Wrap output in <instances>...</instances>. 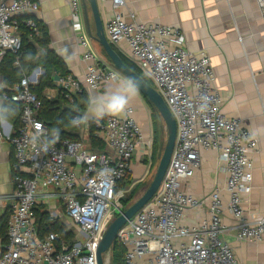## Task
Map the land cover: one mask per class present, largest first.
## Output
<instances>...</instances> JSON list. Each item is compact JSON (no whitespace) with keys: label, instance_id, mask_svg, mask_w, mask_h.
Here are the masks:
<instances>
[{"label":"built area","instance_id":"obj_1","mask_svg":"<svg viewBox=\"0 0 264 264\" xmlns=\"http://www.w3.org/2000/svg\"><path fill=\"white\" fill-rule=\"evenodd\" d=\"M100 1L113 7L105 30L108 40L115 46H127L128 56L162 95L177 121L174 150L157 194L118 232L117 242L126 249L125 264H241L223 238L228 227L222 217V189L216 186L209 196L210 217L187 224L186 213L205 201L183 191L181 184L200 168L202 149L219 152L228 175L227 207L237 221V237L261 241L264 216L249 221L243 207L245 195L252 190L251 153L257 138L240 118L221 112L222 97L213 86L211 59L206 53L188 51L179 27L141 21L133 11L126 14L127 0ZM68 2L73 29L83 48L85 77L58 75L56 85L73 101L84 84L100 88L118 78V72L102 64L104 59L91 49L81 19L82 0ZM257 3L264 22V0ZM39 10L36 0H0V64L8 52L19 53L22 25L38 32L31 13ZM14 66H20L19 55ZM37 72L41 68L9 86L0 71V99L22 104L20 126L14 134L6 135L0 128V142L8 140L14 149L13 204L8 210L0 264H98L97 250L106 228L124 210L126 190L118 184L130 174L138 146L151 149L154 139L144 136L131 107H126L123 116L106 115L94 121L95 135L113 154L94 152L79 139L52 135L37 115L41 100L31 89L38 82ZM43 189H53L59 205L48 208L50 222L63 213L77 227L73 241L55 231L39 236L35 208L40 203L48 205L41 200Z\"/></svg>","mask_w":264,"mask_h":264},{"label":"crops","instance_id":"obj_2","mask_svg":"<svg viewBox=\"0 0 264 264\" xmlns=\"http://www.w3.org/2000/svg\"><path fill=\"white\" fill-rule=\"evenodd\" d=\"M36 1L39 2L40 10L31 13V16L48 30L50 48L64 62L71 74L83 80L86 64L82 59L83 48L73 29L68 0ZM99 7L106 30L107 22L112 17L113 7L111 3L100 0ZM130 11L135 12L141 21L179 27L184 33L188 51L195 55L202 53L209 55L215 73L213 86L222 97L221 112L228 117L240 118L243 125L257 138V144L251 153L252 190L245 195L243 207L245 218L249 221L261 218L264 216V22L257 0H127L125 12L128 14ZM81 19L84 34L90 39L91 49L100 55L97 45L101 51L103 48L89 36L84 12ZM91 28L95 31L92 17ZM116 47L128 56L125 44ZM39 68L42 72L36 74L38 82L44 74L42 67L36 69ZM58 75L59 72L54 70L52 76L55 86H47L43 89V96L47 99H56L62 93L56 85ZM128 80L118 73V78L102 83L97 89L84 84L82 92L86 95L87 102L81 107L82 102L79 100L76 108L82 116L88 115V119L81 127L73 126L70 135L84 141L88 149L95 150L96 147L92 146L90 141V123L106 115L98 118L90 114L89 101L93 97L114 90L120 81ZM4 104L0 99V117L3 118L0 120V128L6 135H12L16 130L14 107L9 105L6 108ZM127 107L134 109L133 116L140 124L144 136L154 139L152 109L148 99L137 87ZM124 114L125 111L116 116ZM161 119L160 117L158 124V140L154 139L152 148L147 149L140 144L136 150L130 176L125 180L126 192L136 189L138 194H142L153 178L162 143L161 132L162 128H165ZM144 149L147 153H144ZM106 150L113 154L111 149L106 148ZM200 157V168L193 177L182 181L181 188L205 202L202 206L189 210L185 222L195 224L208 219L209 196L216 186L220 187L224 203L222 217L228 227L223 238L234 248L241 264H264V236L259 242L240 240L237 237V221L227 207L229 196L225 184L228 175L220 153L202 149ZM13 160V146L4 139L0 142V252L5 242L8 210L13 204ZM42 192L50 195L45 197L44 193L41 198L42 201H48L47 209L59 207L57 198L52 194L53 189H43ZM43 204L45 203H40ZM64 217L66 218V215ZM65 223L71 226L72 230L74 228L77 230L70 219L66 218Z\"/></svg>","mask_w":264,"mask_h":264},{"label":"trees","instance_id":"obj_3","mask_svg":"<svg viewBox=\"0 0 264 264\" xmlns=\"http://www.w3.org/2000/svg\"><path fill=\"white\" fill-rule=\"evenodd\" d=\"M38 32L32 31L27 28L25 25L21 26V41L22 46L17 55L20 58V66H14V61L17 57L16 54L8 52L0 64V71L4 76V81L7 85L13 86L19 83L22 77L26 74H30L34 69L39 66L43 68L44 74L42 75L39 82L35 85H32L31 89L34 91L41 100V106L38 109V118L41 119L48 127L52 135L58 134L63 138H69L71 140H77L70 135V129L73 128L71 124L72 118L75 116H82V113L76 108L78 101L80 100L81 107L85 106L87 102L86 95L84 92H80L74 95V100L70 101L65 93H61L56 99H47L43 96V89L45 87H54L55 82L53 80V72L56 70L59 72V75L70 73L64 62L59 58V56L50 48V36L49 32L44 25L38 20ZM113 47L122 57L124 62L133 70L141 74L139 68L125 55L120 51L114 44ZM43 50V51H40ZM103 55L107 58V61L101 60V63L104 65L112 66L111 60L107 57L104 49L102 50ZM56 68V69H54ZM147 82H149L147 80ZM4 107L13 105L14 114H15V126L16 130L20 126V117L22 104L12 101H3ZM152 109V120L154 124V139L158 140L159 129L158 124L160 121L159 112L154 107V105L149 102ZM90 141L92 146L96 147L94 152H107L108 148L105 143L95 135V123L92 121L90 123ZM130 175L125 176L118 184L119 188L125 189L126 183L125 180ZM136 195V189H133L130 192H126L125 197L123 198V206L126 209ZM35 217L36 225L38 228V234L40 237H44L49 232L55 231L58 232L64 239L68 242L73 241L76 235V231L70 229L64 220L58 218L54 222L49 220V210L45 204L38 205L35 208ZM113 261L114 264H125V252L126 249L115 242L113 248Z\"/></svg>","mask_w":264,"mask_h":264},{"label":"water","instance_id":"obj_4","mask_svg":"<svg viewBox=\"0 0 264 264\" xmlns=\"http://www.w3.org/2000/svg\"><path fill=\"white\" fill-rule=\"evenodd\" d=\"M85 22L89 36L104 49L111 60L113 68L121 75L133 81L138 90L151 102L159 112L167 129V138L160 145L158 165L153 178L145 191L108 225L97 250L98 264H109V253L112 250L119 230L132 219L156 194L168 169L177 137V121L162 95L137 71L131 69L107 38L101 18L99 0H82ZM93 18L95 31L91 28Z\"/></svg>","mask_w":264,"mask_h":264},{"label":"clouds","instance_id":"obj_5","mask_svg":"<svg viewBox=\"0 0 264 264\" xmlns=\"http://www.w3.org/2000/svg\"><path fill=\"white\" fill-rule=\"evenodd\" d=\"M116 79V77H113ZM136 93V85L133 81H120L114 90L107 91L99 97H93L89 101V113L102 118L105 115H119L123 113L132 96ZM3 118L0 117V120ZM88 115L72 118L71 124L79 126L86 122Z\"/></svg>","mask_w":264,"mask_h":264},{"label":"rangeland","instance_id":"obj_6","mask_svg":"<svg viewBox=\"0 0 264 264\" xmlns=\"http://www.w3.org/2000/svg\"><path fill=\"white\" fill-rule=\"evenodd\" d=\"M89 41H90V39H89ZM97 47H98V50H99V54H100V56L104 59V61L106 60L107 61V63H108V60H107V58L103 55L104 53L101 51V49H100V47L97 45ZM151 82V81H150ZM151 84V83H150ZM162 120V119H161ZM164 123V122H163ZM165 125V124H164ZM166 138H167V129H166V127L163 129L162 128V132H161V142H165V140H166ZM159 162V161H158ZM152 180V179H151ZM151 182V181H150ZM141 194H138L137 192H136V195H135V197H134V199L135 198H137V197H139ZM134 199L132 200V202L134 201ZM131 202V203H132ZM130 203V204H131ZM65 215L64 214H62L61 215V218L60 219H62V220H64V221H66V218L67 219H70L69 217H67L66 216V218L64 217ZM68 227H70L71 229H73L71 226H69V225H67ZM74 230L77 232V230H76V228H74ZM109 258H110V261H109V264H114V261H113V252H112V250L110 251V253H109Z\"/></svg>","mask_w":264,"mask_h":264}]
</instances>
